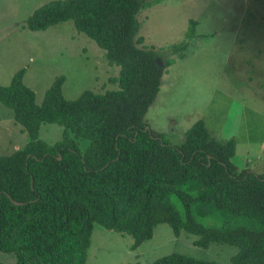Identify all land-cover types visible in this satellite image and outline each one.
<instances>
[{
  "label": "trees",
  "instance_id": "16d2710c",
  "mask_svg": "<svg viewBox=\"0 0 264 264\" xmlns=\"http://www.w3.org/2000/svg\"><path fill=\"white\" fill-rule=\"evenodd\" d=\"M162 1L53 0L28 18L32 31L73 20L120 70L111 78L118 89L76 99L65 97L59 76L41 105L24 69L0 84V101L28 135L22 148L0 155V250L15 255L10 264H88L95 224L131 235L134 249L162 222L176 235H198L201 247H239L233 264H264V172L239 167L235 139H218L203 120L180 144L145 122L175 62L164 51L185 57L196 34L190 20L185 40L144 45L139 14ZM45 123L64 129L54 144L40 137ZM152 264L219 263L171 253Z\"/></svg>",
  "mask_w": 264,
  "mask_h": 264
},
{
  "label": "rangeland",
  "instance_id": "374dc122",
  "mask_svg": "<svg viewBox=\"0 0 264 264\" xmlns=\"http://www.w3.org/2000/svg\"><path fill=\"white\" fill-rule=\"evenodd\" d=\"M50 1L0 0V84L9 85L24 69V82L36 93L39 105L59 76L66 78L67 99H76L85 90L118 89L111 78L119 75V66L110 64L106 50L79 32L73 20L39 31L27 27L32 13ZM138 18L144 45L157 48L185 40L190 20L196 21L185 57L164 51L175 62L166 68L145 116L148 128L180 144L187 130L203 120L218 139H235L233 160L239 167L264 172V23L257 32V22L262 23L258 20H264V0H163ZM63 130L45 123L40 137L54 144ZM27 141L13 110L0 101V155L22 148ZM88 144L82 140V149ZM174 201L182 209L176 197ZM198 238L186 230L176 235L171 225L162 222L152 238L133 249L131 235L95 224L87 263L152 264L180 253L233 264L231 258L239 247L219 242L201 247L195 243ZM0 260L13 263L15 255L0 250Z\"/></svg>",
  "mask_w": 264,
  "mask_h": 264
},
{
  "label": "crops",
  "instance_id": "0c3cea01",
  "mask_svg": "<svg viewBox=\"0 0 264 264\" xmlns=\"http://www.w3.org/2000/svg\"><path fill=\"white\" fill-rule=\"evenodd\" d=\"M253 21L256 22L257 20H253ZM258 21H262V23L259 24V23L257 22V32H258V29H259L260 25H262V24L264 23V20H258ZM257 32H256V36L258 37ZM263 146H264V142H263ZM246 168H247V167H246Z\"/></svg>",
  "mask_w": 264,
  "mask_h": 264
},
{
  "label": "water",
  "instance_id": "95a60500",
  "mask_svg": "<svg viewBox=\"0 0 264 264\" xmlns=\"http://www.w3.org/2000/svg\"><path fill=\"white\" fill-rule=\"evenodd\" d=\"M17 203V202H16Z\"/></svg>",
  "mask_w": 264,
  "mask_h": 264
}]
</instances>
